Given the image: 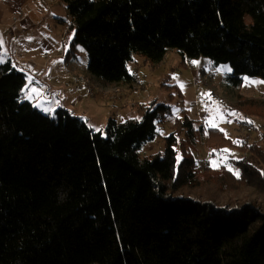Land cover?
<instances>
[{"label": "trees", "instance_id": "1", "mask_svg": "<svg viewBox=\"0 0 264 264\" xmlns=\"http://www.w3.org/2000/svg\"><path fill=\"white\" fill-rule=\"evenodd\" d=\"M64 2L66 58L85 48L105 84L134 83L136 55L156 66L171 49L230 64L234 87L264 80V0ZM13 66L0 64V264H264V169L244 160L239 179L224 169L200 178L194 156L178 163L175 133L142 158L170 107L141 106V120L111 119L103 135L68 110L49 117L22 102L26 75ZM243 101L231 108L264 120V103ZM184 115L175 132L192 138ZM208 140L235 147L218 129ZM242 150L264 165V147ZM223 193L249 200L230 206Z\"/></svg>", "mask_w": 264, "mask_h": 264}, {"label": "rangeland", "instance_id": "2", "mask_svg": "<svg viewBox=\"0 0 264 264\" xmlns=\"http://www.w3.org/2000/svg\"><path fill=\"white\" fill-rule=\"evenodd\" d=\"M70 24L64 0H0V37L3 39L0 59L3 63L11 61L26 75L22 102L34 105L49 101L43 106L54 108V113L36 108L49 117H54L58 109L68 110L103 135L109 120L119 123L141 120L139 108L157 102L170 107L172 114L157 123L156 138L144 145L140 151L142 158L163 153L166 139L175 133L180 143L178 163L183 160L184 152L194 156L200 178L207 170L229 171V168L238 170L241 176L239 163L244 160L264 169L256 157L242 150L252 145L264 147V120L231 108L243 100L264 103L261 77H244L243 84L234 87L228 80L232 74L230 64H216L204 56L184 58L178 50L171 49L156 66L136 55L129 65L130 72L136 76L134 83L105 84L89 73L85 48L79 47L78 57L67 60L66 53L73 38L67 34ZM28 88H36L40 97L27 99ZM209 93L211 99L207 97ZM184 114L195 121L197 129L192 138L175 132V122L183 120ZM209 120H214L216 127L209 126ZM212 129L223 132L235 147H211L208 138ZM213 161L218 168L212 167ZM248 197H257L253 189ZM247 200L246 193L220 195L221 203L230 206Z\"/></svg>", "mask_w": 264, "mask_h": 264}, {"label": "snow or ice", "instance_id": "3", "mask_svg": "<svg viewBox=\"0 0 264 264\" xmlns=\"http://www.w3.org/2000/svg\"><path fill=\"white\" fill-rule=\"evenodd\" d=\"M2 45H3V39H2V37H0V46H2ZM81 51H83V49H81ZM3 62L4 61L2 59H0V63H3ZM193 63L195 64L197 62L193 61ZM13 67H15V66H13ZM30 83H31V80H29V84ZM261 83H264V81H261ZM40 95H41V93L36 88H28L25 91V97L27 99H30V100L33 99L34 97L35 98H38V97H40ZM207 97H208V99H211V94L210 93L207 94ZM46 103H50V102L49 101H46V100H42V101H39V102L35 103L33 106L39 108L40 110H42V111H44L46 113H49V114L54 113V111H55L54 108H51V107H47L46 108V107L43 106ZM214 111H216L219 114L218 108H214ZM219 115L222 116L223 114H219ZM229 115H235V113H229ZM207 123L211 127H216V124H215V121L214 120H209ZM248 123H251V121H248ZM97 131H99V129H97ZM224 151L226 152L227 150H224ZM212 167L213 168H218L219 165L215 161H213L212 162ZM228 170L230 172H233V175H235L237 179L240 178V174H239V171L238 170L237 171H234L231 168H229Z\"/></svg>", "mask_w": 264, "mask_h": 264}]
</instances>
